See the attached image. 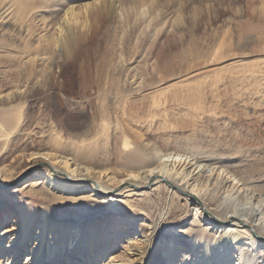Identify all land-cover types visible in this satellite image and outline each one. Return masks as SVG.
Here are the masks:
<instances>
[{"label":"rangeland","instance_id":"374dc122","mask_svg":"<svg viewBox=\"0 0 264 264\" xmlns=\"http://www.w3.org/2000/svg\"><path fill=\"white\" fill-rule=\"evenodd\" d=\"M23 1L20 11L17 0H0V11L9 6L12 18L0 19V96L16 87L33 93L0 104V115L8 108L13 120L0 153V166L12 167L0 181L21 175L10 186L13 198L0 211V226L1 215L19 200L34 215L48 214L49 243H59L55 231L68 226L97 230L105 225V232L96 231L91 250L96 251L121 226L120 236L106 247L125 246L128 240L146 246L144 259L133 264H164L161 242L189 245L179 226L196 230L192 240L208 233L205 225L188 226L195 205L167 184L138 179L136 185L132 180L117 185L135 174L138 167L125 155L138 147L183 155L187 172L201 162L208 171L199 180L232 176L264 191V0ZM19 148L18 156L39 152L72 158L88 167L91 177L70 179L55 172L50 160L34 156L29 163H14ZM48 172L77 186L68 193L50 189L43 183ZM212 181L205 200L224 190ZM97 182L111 189L103 193ZM109 196H117L118 203L108 202ZM214 209L202 213L215 221ZM129 217L137 221L144 245V238L131 234ZM13 222L5 230H15ZM39 242L29 239V252ZM22 250L2 251L0 258L13 254L22 260ZM178 250L174 258L186 251L194 259V251ZM100 256L97 263L107 255Z\"/></svg>","mask_w":264,"mask_h":264},{"label":"bare ground","instance_id":"6f19581e","mask_svg":"<svg viewBox=\"0 0 264 264\" xmlns=\"http://www.w3.org/2000/svg\"><path fill=\"white\" fill-rule=\"evenodd\" d=\"M17 1L18 8L22 11L24 9V1ZM9 8L8 6L6 9L0 11V19L5 20V23H8L12 19L8 11ZM17 31H20V29H17ZM68 42L69 45H72L75 42V36L70 35ZM29 93L33 94L30 90H18L16 87L15 90H11L5 96H0V104L11 105L21 98L27 99ZM10 105L9 107H11ZM12 128L13 120L8 116V108H6L0 115V153H2L4 146L9 140V133ZM13 136L16 137L15 135ZM13 136L11 135V137ZM18 139L21 140V138ZM20 140L19 142H21ZM19 151H21V148L14 150V163L21 160L29 163L30 159L34 156L33 158H39L40 160H50L55 172L69 176L70 179L87 180L91 177L92 171L88 167L82 166L78 162L76 163L72 158L70 159L62 155L50 156L47 153L39 152L18 156ZM125 156L130 164L138 167L136 168L137 173H130L126 178L124 177L125 179L118 181L117 185L124 181L127 182V180L134 181L132 184L136 185L137 183L135 182L138 179L144 183L163 182L167 184L171 191L190 197L189 201H192L191 203L195 205L193 208L195 214L188 226L191 227L195 224L200 226L205 225L203 229L208 233L204 235L201 233L198 238L192 240L197 235L196 230H188L185 229L187 226H179V233H182V230H184L185 238L190 239L189 245L186 244L188 248L175 239L168 241L165 246L164 242H161L159 249L163 250L164 264H264V191H255L257 189L253 190V186L250 185L251 188L244 181L232 176H230L231 178H227V176L226 178H220L219 175L212 177L213 174H208L207 178L199 180L203 176L202 173L204 174L208 170L198 161L194 162L190 166L191 170L189 169L190 171L187 172V168L185 169L187 158L180 154H155L146 147H138ZM10 167L12 166H0V177L2 175H9ZM145 167L147 168L143 169ZM20 176L0 181V211L4 210L5 205L10 204V199L13 196L9 197L8 191L13 183H18L17 180L20 179ZM210 181L215 183L218 190H224L218 198H213L214 196L211 195L208 200L205 197V200V187ZM43 183L50 189L64 193L70 192L77 186L67 179L58 177L56 173L50 174L49 172L44 174ZM87 187H90L88 192L96 196L93 185L88 184ZM99 187L103 193L111 189L100 184ZM42 190L43 192L45 191L44 189ZM128 191L131 192V190H126V192ZM193 195L197 196V198ZM116 197L109 196L106 199L108 202L118 203ZM208 206L215 207V221L204 216L203 210L208 209ZM197 211L201 214H198ZM1 217L0 252L12 250L14 253L19 254L21 249L24 248L22 251L25 255V258L22 260H15L16 258L13 257V254L12 256L9 255L10 257H2L0 259H2L3 264H133L137 263L140 258L143 260L145 257L146 246L135 247L128 240L125 242V246H118L114 242L115 245L111 244L108 245L109 247H106L108 242L113 243L120 236L122 229L119 228L121 226L115 230V236L112 240H107L106 244L104 243L99 250L91 251L95 241L98 239L96 231L105 232L107 229L105 225L97 230H92V227H85L83 224H75V229L68 226L64 230H57L54 234L57 233V236L61 237V239L59 243L53 244L47 242L46 235L49 216L45 211H40L39 214L34 215L30 205L15 200L14 203H11V208L6 210ZM10 219H13L15 222L12 226L15 229L13 231L5 230V226ZM37 222L38 225H35ZM126 223L132 227V235L144 238L141 231L138 230L137 221L133 217H129ZM34 236L38 237L40 242L38 247L34 248V251L31 250L32 252H29L30 246H28L27 242L29 239H34ZM255 236L259 239L255 238ZM144 240L145 238L141 241L143 245ZM199 243H201V246L197 252V245ZM181 247H184V250L194 251V259L190 260L188 253L185 251L179 258L176 257L177 260H175L174 255ZM228 247L231 248V255L229 254V250L225 253ZM85 252L86 257L83 256ZM100 253H104L107 256L102 258V260H105L97 263V260L103 257L100 256ZM198 254L200 255L198 256ZM76 255L80 258L79 262H73ZM129 255L138 259H133Z\"/></svg>","mask_w":264,"mask_h":264}]
</instances>
